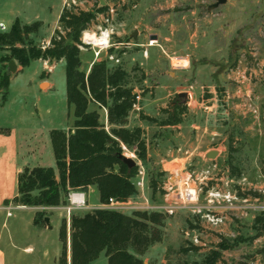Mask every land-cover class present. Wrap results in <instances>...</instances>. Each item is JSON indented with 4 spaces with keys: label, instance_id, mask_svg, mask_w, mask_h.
I'll use <instances>...</instances> for the list:
<instances>
[{
    "label": "rangeland",
    "instance_id": "374dc122",
    "mask_svg": "<svg viewBox=\"0 0 264 264\" xmlns=\"http://www.w3.org/2000/svg\"><path fill=\"white\" fill-rule=\"evenodd\" d=\"M5 1L17 6L24 23L43 22L37 42L53 35L62 0ZM134 1L126 0L129 8L115 6L112 0L66 3L83 9L98 4L111 7L109 19L101 13L87 30L108 41L97 45L83 33L82 40L90 44L82 49L83 69L91 59L106 57L111 65L122 63L129 71L138 68L132 72L133 83L142 99L131 113L130 126L143 128L148 142V158L140 161L146 185L144 190L137 187L126 212H152L143 207L147 202L158 205L176 200L169 190L173 182L181 193L197 188L193 203L178 201L173 214L158 211L163 214L161 224L149 222L148 226L161 239L139 255L148 264H185L222 247L227 264H264V0H226L217 7H210L217 0H139L133 6ZM1 15L8 25V7ZM7 30L9 26L0 28ZM38 64L26 69L11 92L35 75ZM41 81L48 83L39 89L38 123L16 133L21 158L28 165H54L50 130L71 127L74 122L67 101L65 63L49 65L40 72ZM182 92L188 97H179ZM4 94L1 100L9 93ZM176 100L187 106L178 125L162 126L141 117L163 118L161 110ZM89 109H96L108 127L105 107L91 102ZM5 112H11L10 108ZM230 146L234 148L231 155ZM209 148L219 151L213 159L204 154ZM36 150L42 159L35 158ZM124 152L138 158L127 147ZM233 169L241 175L231 179ZM152 177L161 180L157 192L151 188ZM3 185L0 194L14 191L12 179L3 180ZM248 191L257 195H239ZM86 194L87 203L96 201L93 191ZM259 215L262 220L255 222ZM193 245L201 248L195 250Z\"/></svg>",
    "mask_w": 264,
    "mask_h": 264
},
{
    "label": "trees",
    "instance_id": "16d2710c",
    "mask_svg": "<svg viewBox=\"0 0 264 264\" xmlns=\"http://www.w3.org/2000/svg\"><path fill=\"white\" fill-rule=\"evenodd\" d=\"M112 1L115 6L123 4L124 8L130 7L126 0ZM138 1L135 0L132 5ZM110 9L108 4L83 9L74 2L66 3L48 44L39 43L33 37L43 26L40 20L24 23L16 18L9 30L0 31V89L7 92L9 88L7 65L11 59H16L23 67L38 59L50 62L64 60L67 101L74 114L70 128L50 130L56 166H25L18 173L16 195L11 200H5L6 203L55 206L67 203L71 190H85L89 186L97 187L101 203H106L112 196L127 200L138 193V165L130 167L120 157L126 146L140 160L148 158V142L143 128L128 126L130 112L138 103L132 75L138 68L129 71L122 63L111 65L108 57L95 60L90 70L82 68V49L90 45L82 40L83 33L97 21L99 14H106L109 19ZM91 102L107 109L109 129L101 121L99 112L89 109ZM161 112L163 118L160 119L147 115L141 117L162 126L178 125L184 120L187 106L176 100ZM229 148L231 155L234 148ZM231 160L232 157L228 159L229 164ZM240 175V171L234 169L230 173V177ZM160 182L158 178H151L153 192L159 190ZM250 194L257 195L252 191L239 192L243 197ZM45 214V210H38L35 222H45ZM262 217L257 216L255 222L262 220ZM162 218L161 212L146 210L127 213L97 208L72 213V264H90L103 252L108 257V264H148L139 254H143L150 243L161 239V235L150 229L148 223L161 224ZM60 236L63 241L60 261L66 263V220L62 223ZM192 248L198 250L201 246L193 245ZM222 250V247L212 248L201 260L185 264H227Z\"/></svg>",
    "mask_w": 264,
    "mask_h": 264
},
{
    "label": "crops",
    "instance_id": "0c3cea01",
    "mask_svg": "<svg viewBox=\"0 0 264 264\" xmlns=\"http://www.w3.org/2000/svg\"><path fill=\"white\" fill-rule=\"evenodd\" d=\"M138 3L139 1L137 4ZM65 4L66 0H62L61 10L59 12L58 18L60 17ZM137 4L133 6H136ZM7 7L11 14V17L8 19V25L1 15V12L6 10ZM16 18L20 19V13L17 9V6H8L5 0H0V23H4L6 27L9 26L10 29ZM38 34L33 35V37L36 39ZM51 37L45 38V41H41L40 43L48 44ZM1 54L2 51L0 49V56ZM14 60L17 64V71L12 72L9 69L8 62L7 71L10 73V84L8 88L9 91L6 93L9 94L3 100H1V97L4 96L2 94H4L5 90L0 89V112L4 115H0V193L4 190L3 180L12 179L14 182V191L12 193L7 194L3 192V194H0V264H72L71 216L68 215L66 209L68 200L67 203L46 207L19 205L12 201L9 203L5 202V200H11L16 195L18 173L28 165L26 163L27 161H23L21 158V146L19 144L20 140L17 139L16 133L24 132L26 130L28 131L33 125L38 123V102L41 98L39 95V89L43 83H48V81L38 82V76L40 72L45 71L49 65L52 67H57L58 64L65 62L64 60L59 62H50L48 60L38 59L33 60L28 66L23 67L16 59ZM95 60L97 59H91L87 70H90L92 63ZM36 61L39 63V68H37L34 72L35 75L29 79L22 80L21 88H19L16 92H11L12 86L16 82L19 83L21 80L20 77H22L26 69ZM1 70L2 63L0 61V72ZM135 91H139L137 87L135 88ZM45 93L46 92H41V94ZM9 108L11 112H5L6 109ZM134 109L135 108H133V110L130 112L128 126L131 125V113L134 111ZM47 110H49V108ZM109 126L110 125L108 123V127L106 126L107 129L110 128ZM68 128H70V126L66 127V129ZM211 150L215 149L209 148L204 152V154L207 155ZM35 158L37 160L42 159L41 154H39L37 150ZM37 165L44 164L38 163ZM45 166L55 167L56 161L54 165L53 163H50L49 165ZM233 178L234 177H231V179ZM87 190L94 192V199L96 201L93 203H87L89 204L87 207L73 210L71 215L72 213L84 211L89 208L91 209L101 207L100 194L97 187L89 186L85 190H81L85 193L86 200L88 202L89 194H86L88 192ZM38 210L46 211L44 218L45 222H35L36 213ZM64 220L67 222V262L61 263L60 258L63 252V241L61 240L60 234L61 226ZM90 264H108V257L103 252Z\"/></svg>",
    "mask_w": 264,
    "mask_h": 264
},
{
    "label": "built area",
    "instance_id": "2783aa9c",
    "mask_svg": "<svg viewBox=\"0 0 264 264\" xmlns=\"http://www.w3.org/2000/svg\"><path fill=\"white\" fill-rule=\"evenodd\" d=\"M0 28L2 30H6V26L4 23H0ZM89 43V42H86ZM112 57V56H111ZM51 70V68L49 69ZM137 100L138 103L135 105V108L139 106L140 100H141V93L139 91H136ZM126 149V146H124V150ZM126 155L132 157L135 159L137 165H138V172L136 175V186L140 188L141 190L145 189V170L144 167L141 165V160L139 158H135V154H130L128 152H123ZM178 176V175H177ZM178 178H180L178 176ZM191 178V175L189 174L188 180ZM177 182H173L170 184L169 190H171L172 194H176V200L173 199H166V204H158V205H151L150 203H146L143 207L146 209H152L155 211H165L170 214H173L177 208L178 201L181 200L182 203H193L195 198L194 195L197 194V188L195 189H189L185 191V193H181L180 189L177 186ZM214 194V193H211ZM216 194V193H215ZM226 194H234V193H226ZM131 198V197H130ZM130 198L127 200H119L116 197H109L108 201L106 203H102L101 208H108V209H115L119 211L126 212V210L131 208ZM178 198V200H177ZM68 204L66 205V209L68 212V215L71 216V212L75 209H80L83 207H87V200L85 193L81 190H71L67 197ZM180 203V202H179ZM214 221H220L221 218H214Z\"/></svg>",
    "mask_w": 264,
    "mask_h": 264
},
{
    "label": "water",
    "instance_id": "95a60500",
    "mask_svg": "<svg viewBox=\"0 0 264 264\" xmlns=\"http://www.w3.org/2000/svg\"><path fill=\"white\" fill-rule=\"evenodd\" d=\"M226 2V0H217V2H215L214 4H212L210 7H217L219 6L221 3H224ZM9 69L12 71V72H16L17 71V64L15 62L14 59H11L9 61ZM179 97H185L187 98L188 97V93L187 92H182V93H179ZM218 151L217 150H211L210 152H208L207 156L209 158H215L217 155H218ZM120 157L123 159V161L125 163H127L130 167L132 166H135L137 163L135 161L134 158L126 155L125 153H121L120 154Z\"/></svg>",
    "mask_w": 264,
    "mask_h": 264
},
{
    "label": "bare ground",
    "instance_id": "6f19581e",
    "mask_svg": "<svg viewBox=\"0 0 264 264\" xmlns=\"http://www.w3.org/2000/svg\"><path fill=\"white\" fill-rule=\"evenodd\" d=\"M84 37L87 39V40H91L92 42H94L95 44H104L106 42V38L105 36L104 37H99V36H96L93 32H90V31H85L84 32ZM108 41V40H107Z\"/></svg>",
    "mask_w": 264,
    "mask_h": 264
}]
</instances>
